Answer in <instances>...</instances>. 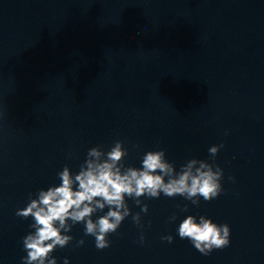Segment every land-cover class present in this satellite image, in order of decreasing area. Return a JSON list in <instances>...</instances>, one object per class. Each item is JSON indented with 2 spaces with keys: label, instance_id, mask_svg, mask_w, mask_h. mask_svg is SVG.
<instances>
[{
  "label": "water",
  "instance_id": "water-1",
  "mask_svg": "<svg viewBox=\"0 0 264 264\" xmlns=\"http://www.w3.org/2000/svg\"><path fill=\"white\" fill-rule=\"evenodd\" d=\"M116 141L125 168L159 150L177 172L218 165L222 191L141 196L146 213L125 197L103 250L69 220L57 264H264V0H0V264L27 256L17 210ZM188 215L227 224L230 244L199 252L178 235Z\"/></svg>",
  "mask_w": 264,
  "mask_h": 264
},
{
  "label": "clouds",
  "instance_id": "clouds-1",
  "mask_svg": "<svg viewBox=\"0 0 264 264\" xmlns=\"http://www.w3.org/2000/svg\"><path fill=\"white\" fill-rule=\"evenodd\" d=\"M222 147L223 144L211 146V156L215 157ZM126 155L121 141H116L107 153L99 146L89 149L88 158L77 174L73 175L65 166L58 173L61 180L58 186L41 189L36 199H30L25 208L17 210V216L34 220L31 225L34 231L23 238L27 252L24 264H57L51 253L57 247L64 248L70 243L73 237L65 233L71 231L72 224L76 223H84L85 234L95 237L98 249L109 247L108 235L115 233L131 214L125 197L132 198L146 213L148 206L142 205L141 196L179 195L198 205L197 197L211 201L222 191L223 169L218 165L191 159L177 172L174 165L165 159V152L159 150L146 152L140 168H125L123 160ZM105 207L108 211L93 220V214ZM132 219L139 225V213ZM69 220L72 224L68 223ZM178 235L181 239L190 240L204 255L230 244V227L218 225L204 216H200L197 222L195 216L188 215L179 224ZM163 239L171 243L173 237L169 235ZM83 243V240L78 242L80 245ZM64 264H68L67 258Z\"/></svg>",
  "mask_w": 264,
  "mask_h": 264
}]
</instances>
